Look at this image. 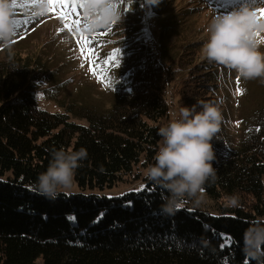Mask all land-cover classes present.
<instances>
[{
    "label": "trees",
    "instance_id": "16d2710c",
    "mask_svg": "<svg viewBox=\"0 0 264 264\" xmlns=\"http://www.w3.org/2000/svg\"><path fill=\"white\" fill-rule=\"evenodd\" d=\"M137 16L143 15H118L115 100L106 109L74 102L65 112L43 109L36 98L37 73L44 72L39 58L8 50L0 60V264H257L242 249L245 230L264 218V104L234 146L218 70L199 62L190 42L161 61L138 36ZM173 81L182 107L212 101L222 121L213 140L215 180L203 186L210 205L187 198L167 215L160 206L168 193L146 174L140 187L106 191L137 166L155 163ZM61 147L84 148L87 156L75 171L79 191L53 200L34 184ZM231 196L238 206L229 204ZM220 234L233 243L221 247Z\"/></svg>",
    "mask_w": 264,
    "mask_h": 264
},
{
    "label": "rangeland",
    "instance_id": "374dc122",
    "mask_svg": "<svg viewBox=\"0 0 264 264\" xmlns=\"http://www.w3.org/2000/svg\"><path fill=\"white\" fill-rule=\"evenodd\" d=\"M37 4L29 5L26 0H18L15 20H19L20 24L14 23L16 32L11 45H0V60L7 58L8 50L23 55L30 53L39 58L44 65V72L38 70L37 73L36 98L39 106L50 112H65L71 102L100 110L113 104V77L117 73L116 60L110 61V58L117 47L118 15L122 12L135 10L143 15L135 19L138 21L135 27L138 36L144 38V42L161 61L177 56L189 42L197 44L198 61L206 59L202 49L207 40V28L223 14L249 8L253 11L254 22L264 23V17H260L258 11L264 8V0H114L117 16L106 27L88 32L85 30L84 8H77L66 20L59 11H48L49 6L43 13L30 11ZM72 20H79L80 23L65 27ZM82 36L89 39V46L94 49L91 60L81 52L79 41ZM256 38L264 41V32L257 29ZM261 50L264 51V47ZM211 64L213 70L219 72L218 94L223 97L228 129L236 146L241 142L250 114L264 104V82L260 79L244 80L234 70L214 62ZM93 66L102 68V72H93ZM168 100L170 114L160 122V126L173 119V113L178 115L182 107L176 81L168 86ZM70 116L79 123L87 122L72 114ZM146 170L143 166H137L133 175L106 192L117 194L140 187L142 182L139 178L145 175ZM77 191L79 187L74 182L72 189L64 192ZM194 201L196 206L205 207L210 205L211 200L203 194L199 202L196 198Z\"/></svg>",
    "mask_w": 264,
    "mask_h": 264
},
{
    "label": "clouds",
    "instance_id": "9594fccd",
    "mask_svg": "<svg viewBox=\"0 0 264 264\" xmlns=\"http://www.w3.org/2000/svg\"><path fill=\"white\" fill-rule=\"evenodd\" d=\"M47 6L46 0H42L30 11L43 13ZM83 8L88 32L106 27L118 13L114 0H85ZM15 13L12 0H0V45L10 46L15 39ZM253 15L251 9L244 8L214 19L207 28L202 52L209 62L234 70L244 80L264 82V51L261 50L264 41L256 38L257 29L264 32V23H255ZM172 115L174 118L158 129L161 141L155 163L145 173L168 193L160 206V211L167 215L183 207L187 198H196L199 202L204 184L215 180L213 140L222 121L219 106L212 101H197L191 107H181L178 115ZM86 156L84 148L53 149L46 170L37 176L35 188L53 200L61 192L71 190L75 171ZM229 204L238 206V198L229 197ZM243 239L245 255L257 264H264V218L250 223Z\"/></svg>",
    "mask_w": 264,
    "mask_h": 264
},
{
    "label": "snow or ice",
    "instance_id": "6c2138e0",
    "mask_svg": "<svg viewBox=\"0 0 264 264\" xmlns=\"http://www.w3.org/2000/svg\"><path fill=\"white\" fill-rule=\"evenodd\" d=\"M12 2H13V7L14 8L17 7L18 0H12ZM26 2L29 5H34V4L42 2V0H26ZM46 3L49 6L47 9L48 11H54V12L59 11L60 14L67 20L73 13L76 12L77 8H83L84 7L85 0H46ZM258 11L260 13V17H264V8H260ZM14 23L19 25L20 21L14 20ZM79 23H80L79 20H72L70 23L66 24L65 27H71L72 25H76ZM257 35H258V33H257ZM79 43H80L82 54H85L87 56V58L91 60L94 56V49L89 46L91 43L89 41V39L82 36ZM117 53H120V49H115L113 51V55L110 58V61L117 59ZM110 61H108V62H110ZM93 64H94V61H93ZM92 71L93 72H102V68L97 69V68H95V66H93ZM237 79L239 80V77ZM237 91L240 92L241 90L237 89ZM137 191H139V189ZM127 203L130 205L131 201H128ZM102 215L103 214H101V216ZM70 219L74 220L75 217H70ZM220 235L222 237H224V243L221 244V247L230 246L233 243L231 237L226 236L225 234H220Z\"/></svg>",
    "mask_w": 264,
    "mask_h": 264
}]
</instances>
